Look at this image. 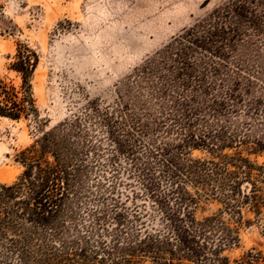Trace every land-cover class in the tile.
<instances>
[{
	"label": "trees",
	"instance_id": "trees-1",
	"mask_svg": "<svg viewBox=\"0 0 264 264\" xmlns=\"http://www.w3.org/2000/svg\"><path fill=\"white\" fill-rule=\"evenodd\" d=\"M37 65L17 46L0 118L38 117ZM113 111L72 114L18 153L21 174L0 182V264H264V228L224 255L242 209L264 208V0H226L174 36L119 82ZM120 169L136 177L130 207L113 195ZM209 200L221 207L197 220Z\"/></svg>",
	"mask_w": 264,
	"mask_h": 264
},
{
	"label": "rangeland",
	"instance_id": "rangeland-1",
	"mask_svg": "<svg viewBox=\"0 0 264 264\" xmlns=\"http://www.w3.org/2000/svg\"><path fill=\"white\" fill-rule=\"evenodd\" d=\"M225 1L0 0V80L19 85V78L10 70L17 46L27 47L38 56L32 80L38 117L19 121L0 118V182L10 184L17 179L22 172L18 153L41 132L79 112H114L119 82ZM191 157L208 156L194 150ZM115 161L119 167L128 168L126 156L120 155ZM105 170L109 177L110 170L102 168ZM95 172H90L89 179ZM97 175L106 188L105 176L101 172ZM117 176L121 183L113 195L130 207L126 195L136 186V177L124 169ZM220 207L213 200L204 201L195 217H210ZM242 213L247 225L241 227L237 245L224 252L230 260L261 242L264 208L255 215L244 207ZM102 232L106 242H111L115 233L112 225Z\"/></svg>",
	"mask_w": 264,
	"mask_h": 264
}]
</instances>
